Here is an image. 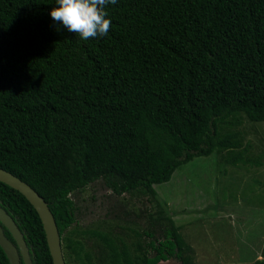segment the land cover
<instances>
[{"label":"trees","instance_id":"trees-1","mask_svg":"<svg viewBox=\"0 0 264 264\" xmlns=\"http://www.w3.org/2000/svg\"><path fill=\"white\" fill-rule=\"evenodd\" d=\"M243 117L264 123V0H0V168L48 203L67 264H195L155 185L213 154L261 165ZM96 182L146 198L147 228L73 229ZM0 205L53 264L30 202L0 182Z\"/></svg>","mask_w":264,"mask_h":264},{"label":"rangeland","instance_id":"rangeland-1","mask_svg":"<svg viewBox=\"0 0 264 264\" xmlns=\"http://www.w3.org/2000/svg\"><path fill=\"white\" fill-rule=\"evenodd\" d=\"M242 134L246 158L261 165L225 162L224 155L198 157L155 185L158 200L194 249L195 264H255L264 259V123L243 117L234 127ZM77 225L84 230L124 233L148 226L146 198L117 196L103 182L72 195ZM88 244L92 241L88 239ZM161 264H180L176 260Z\"/></svg>","mask_w":264,"mask_h":264},{"label":"water","instance_id":"water-1","mask_svg":"<svg viewBox=\"0 0 264 264\" xmlns=\"http://www.w3.org/2000/svg\"><path fill=\"white\" fill-rule=\"evenodd\" d=\"M0 182L20 192L38 213L46 233V239L53 259V264H67L64 258L61 235L55 217L45 199L29 184L1 168ZM4 229H7L10 232L16 244L6 236ZM0 246L7 255L10 264H22V261L24 264H33L31 250L24 239L23 232L20 230L12 215L1 205Z\"/></svg>","mask_w":264,"mask_h":264},{"label":"flooded vegetation","instance_id":"flooded-vegetation-1","mask_svg":"<svg viewBox=\"0 0 264 264\" xmlns=\"http://www.w3.org/2000/svg\"><path fill=\"white\" fill-rule=\"evenodd\" d=\"M15 242V241H14ZM16 244V243H15Z\"/></svg>","mask_w":264,"mask_h":264}]
</instances>
